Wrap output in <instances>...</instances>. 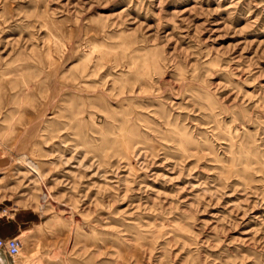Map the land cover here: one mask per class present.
<instances>
[{
  "label": "rangeland",
  "instance_id": "obj_1",
  "mask_svg": "<svg viewBox=\"0 0 264 264\" xmlns=\"http://www.w3.org/2000/svg\"><path fill=\"white\" fill-rule=\"evenodd\" d=\"M0 237L264 264V0H0Z\"/></svg>",
  "mask_w": 264,
  "mask_h": 264
},
{
  "label": "built area",
  "instance_id": "obj_2",
  "mask_svg": "<svg viewBox=\"0 0 264 264\" xmlns=\"http://www.w3.org/2000/svg\"><path fill=\"white\" fill-rule=\"evenodd\" d=\"M22 242L18 237H0V249L4 250L13 260V264H23L19 260Z\"/></svg>",
  "mask_w": 264,
  "mask_h": 264
},
{
  "label": "crops",
  "instance_id": "obj_3",
  "mask_svg": "<svg viewBox=\"0 0 264 264\" xmlns=\"http://www.w3.org/2000/svg\"><path fill=\"white\" fill-rule=\"evenodd\" d=\"M0 264H13V262L7 259V256L0 251Z\"/></svg>",
  "mask_w": 264,
  "mask_h": 264
},
{
  "label": "bare ground",
  "instance_id": "obj_4",
  "mask_svg": "<svg viewBox=\"0 0 264 264\" xmlns=\"http://www.w3.org/2000/svg\"><path fill=\"white\" fill-rule=\"evenodd\" d=\"M22 249V248H21Z\"/></svg>",
  "mask_w": 264,
  "mask_h": 264
}]
</instances>
